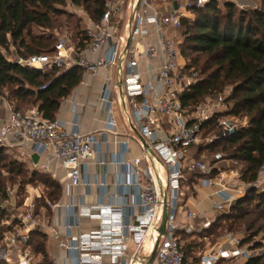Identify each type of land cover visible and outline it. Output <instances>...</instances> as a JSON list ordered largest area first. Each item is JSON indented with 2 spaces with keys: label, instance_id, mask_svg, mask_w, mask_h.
<instances>
[{
  "label": "built area",
  "instance_id": "2783aa9c",
  "mask_svg": "<svg viewBox=\"0 0 264 264\" xmlns=\"http://www.w3.org/2000/svg\"><path fill=\"white\" fill-rule=\"evenodd\" d=\"M207 1L189 0L174 11L161 13L153 0H109L99 21L91 20L85 12L82 14L87 46L78 47L72 35L64 33L58 36L51 53L10 60L41 72L77 66L91 75L124 61L120 68L118 102L128 120L131 113L145 146L139 157L128 161L115 157L110 161L117 192H105L103 200L88 205L73 198V189L96 185L107 191L104 174L88 176L84 172L96 156L95 134L82 132L77 122L66 128L59 119H45L35 106L21 109L7 102L6 116L0 118V144L10 137L16 145L28 146L33 154L47 156L57 164L65 175L62 193L69 201L60 204L44 197V204L40 205L42 195L38 188H33L34 193L28 190V195L16 205L10 202L15 194L12 189L6 188L4 195L0 192V212L4 211L0 217V263L37 264L27 243L32 230L46 235L50 230L57 248L70 259L64 264H245L264 252L263 247L255 246L254 240L242 243V238L233 233L219 238L211 249L199 251L192 263L186 260L182 250L181 233L209 228L217 216L229 213L233 202L249 189L257 192L264 189V163L256 179L245 182L241 178L240 162L225 153L203 151L195 156L201 147L247 126L246 118L240 119L229 112L231 107L225 103L224 94L193 109L184 108L180 101L181 93L197 81L194 71L185 70L186 61L179 47L181 9L199 8ZM125 11L129 13L127 32L121 36L113 20L123 19ZM149 25L153 26L155 40L139 47V42L152 34ZM142 59L157 62L152 69L154 79L144 83L137 71ZM100 100L107 105L105 129L112 131L115 121L106 87ZM164 126L167 131L161 136ZM205 129L209 130L203 138ZM107 163L99 161L103 167ZM33 168L49 172L45 164L36 163ZM190 173L197 174L193 180ZM121 188L123 192L119 191ZM202 189L207 190L205 197L211 201L208 210L185 209L182 205L185 198H194ZM45 207H61L63 221L49 226L41 212ZM164 208L165 232L160 234ZM93 219L97 220L96 228L81 230L83 220ZM197 220L199 223H195ZM157 240L154 259L148 263Z\"/></svg>",
  "mask_w": 264,
  "mask_h": 264
},
{
  "label": "trees",
  "instance_id": "16d2710c",
  "mask_svg": "<svg viewBox=\"0 0 264 264\" xmlns=\"http://www.w3.org/2000/svg\"><path fill=\"white\" fill-rule=\"evenodd\" d=\"M107 1L0 0V95L15 108L30 104L37 107L43 118L55 119L61 101L81 81L84 70L75 66L41 72L21 67L8 60L1 49L6 50L12 44L18 56L51 53L58 36L52 32L36 33L35 28L44 31L62 26L64 21L60 17L77 8L91 20L99 21ZM259 1L264 7V0ZM189 10L193 17L181 18L179 47L186 61L185 70L194 71L197 81L181 93L182 106L193 109L229 88L224 94L225 103L231 107L229 112L247 119V126L232 136L201 147L195 156L203 151L208 154L221 151L240 162L243 181L253 182L264 163V9L237 11L232 0H208L202 7ZM78 21L80 28L72 33V38L78 47H85L88 40L81 15ZM208 130L205 129L204 134ZM0 152L3 151L0 149ZM22 166L20 163L19 167ZM19 167L10 166V171L16 170L18 175ZM196 175L190 173V180ZM7 181L10 182V178ZM20 184L45 187L46 196L40 198V205L44 204V197L51 202H57L60 197L59 183L39 171H33L30 178L19 181ZM0 192L4 195L5 187H0ZM3 215L4 211L0 212V217ZM224 230L229 233L244 230L248 236L242 238V243L251 241L260 232L264 234V189L260 192L249 189L233 202L229 213L217 216L205 233L217 237ZM46 242V234L37 230L29 233L27 243L37 264H51ZM197 245L200 244L191 242L182 247L186 260ZM245 264H264V252Z\"/></svg>",
  "mask_w": 264,
  "mask_h": 264
},
{
  "label": "crops",
  "instance_id": "0c3cea01",
  "mask_svg": "<svg viewBox=\"0 0 264 264\" xmlns=\"http://www.w3.org/2000/svg\"><path fill=\"white\" fill-rule=\"evenodd\" d=\"M184 1V0H183ZM182 0H153L156 4L158 11L161 13H167L177 9L178 5L184 6L187 1L183 3ZM174 3L177 5L174 8ZM183 17L192 18L193 13L189 9H181ZM129 13L125 11L123 19L113 20L114 26H117L121 36H124L127 32L126 22L128 20ZM148 30L153 32V26L149 25ZM168 32L173 33L172 29H167ZM155 35L152 33L148 38L139 42V47H142L146 42L154 41ZM131 43H134L133 41ZM92 54H89L90 57ZM123 63L116 64V66L110 69H100L95 75H91L88 72H83L81 81L71 90L69 95L64 98L60 106L58 107L55 118L63 122L66 128H70L72 122H77L79 129L82 132H93L96 136V156L93 158L85 168L84 172L88 176L102 175L104 174L107 182V188H100L96 185L80 186L77 189H73V198L79 200L85 204L92 205L96 202L103 200V194L105 192L115 193L117 188L114 185V168L110 161L115 158H121L126 161L132 158L139 157L141 155V149L145 146V141L140 135L137 126L132 120L131 113L128 120L124 107L119 104L118 99L120 96V85L117 83V66L120 68L124 66ZM157 65L156 61H150L142 59L137 67L138 77L141 83L154 79L153 68ZM110 91V109L115 121V127L112 131L105 129V122L107 120L106 106L100 100V96L104 88ZM158 90H162L158 86ZM7 100L0 95V118L6 116ZM21 108V106H19ZM25 108V107H24ZM22 108V109H24ZM167 131V126H164V130L160 135H164ZM0 149L6 154L15 155L17 160L23 161L32 167H35L36 163L45 164L49 168V176L51 179L59 183L60 197L57 202L65 204L69 201V198L62 193V183L65 180L63 170H61L57 164L51 161L47 156H38L36 163L33 162L31 156L32 152L28 146H18L12 138H8L4 143L0 144ZM100 160H106L108 163L105 167L99 164ZM141 166H144L142 161ZM54 174V176H52ZM38 188V187H37ZM39 190V188H38ZM119 191H124L122 188ZM32 194L34 192L30 191ZM207 190L202 189L193 198L194 205L198 208V211H206L211 203L210 199L205 197ZM17 195L14 194L10 198V202L15 204ZM129 198V197H128ZM126 199V198H125ZM130 199V198H129ZM43 215L46 216V221L49 226L59 225L63 221V212L61 207L43 208L41 210ZM210 215V213H209ZM97 227V220H83L81 223V230L88 231L89 229ZM47 249L48 257L51 264H64L69 263L70 259L64 251L57 248L56 242L50 237V230H47ZM129 246L131 243L128 244Z\"/></svg>",
  "mask_w": 264,
  "mask_h": 264
},
{
  "label": "rangeland",
  "instance_id": "374dc122",
  "mask_svg": "<svg viewBox=\"0 0 264 264\" xmlns=\"http://www.w3.org/2000/svg\"><path fill=\"white\" fill-rule=\"evenodd\" d=\"M184 1H183V3H184ZM232 2L235 5V8L237 9V11L251 10V9H255V8H263L264 9V7L261 5L259 0H232ZM83 12L84 11L81 8H77V9L73 10L71 12V14L60 17L64 21V24H62V26H56L53 29H48V30H44V31L42 29H36L35 28L34 32H36V33H39V32L50 33V32H52L56 36H61L64 33H68V34L72 35V33L75 30H78L80 28V25H77V24L79 22L78 21L79 15L82 16ZM76 26H78V27L76 28ZM1 52L9 60H13L18 56V54L16 53L15 46H13L12 44H10L8 46V49H6V50L1 49ZM229 90H230L229 88H225L224 91L222 92V94L226 95L229 92ZM29 106H31V105L30 104L22 105L21 109L24 107L27 108ZM205 136H206V134H204L202 137L204 138ZM200 154H201V152H200ZM12 162H14V164ZM20 163L23 164L22 167H19ZM10 166H14L15 169L17 167H19L20 173H18V175H17L16 170L14 172H11ZM33 171H39L41 175L45 174V175L49 176V174L46 171H44L43 169L33 168L29 164H27L23 161L17 160L15 155L0 152V187H2V188L5 187V190H6V188H10L13 190V192L17 195L16 202H15L16 205H19L20 202L24 199V197L26 195H28L27 191L28 190L32 191L33 188L38 187L41 195L46 196V194H45L46 189L41 184H36V185L24 184V185H21V184H23V183H21L20 184L21 186L19 185V181L25 182L28 178H30ZM8 178H10V182L7 181ZM14 181H15V184L12 185L11 182H14ZM185 192L188 195L189 189L186 188ZM194 204L195 203H194L193 197L187 196L182 205L185 209L191 208L195 211H198V208ZM195 223H199V221L197 220V221H195ZM226 233H229V232L224 230L221 235H219L217 237H212V236L207 235L205 233V229H204V230H200L197 232H193L191 234H180V241H181L182 247L187 245V244H190L191 242L200 244V245H197L193 249L192 253L187 257V261L190 263L195 261L194 257L197 255V253L199 251L203 252L205 250L211 249L215 245V243L219 240V238L224 236ZM233 234L239 236L240 238H245L248 236V234L244 230H240V231L235 232ZM204 237H207L208 241L204 240ZM253 240L255 242L259 243L260 247L264 248V234L263 233L260 232L256 236L252 237L251 241H253ZM251 241H249V242H251ZM249 242H247V243H249Z\"/></svg>",
  "mask_w": 264,
  "mask_h": 264
},
{
  "label": "water",
  "instance_id": "95a60500",
  "mask_svg": "<svg viewBox=\"0 0 264 264\" xmlns=\"http://www.w3.org/2000/svg\"><path fill=\"white\" fill-rule=\"evenodd\" d=\"M174 8L177 7V5L174 3ZM127 47V46H126ZM117 83L120 85L121 84V71H120V65L117 66ZM32 160L34 163L37 162L38 160V155L37 154H32L31 156ZM233 186H235L233 184ZM166 218H167V211H166V208L163 209V213H162V218H161V222H160V226H159V233L160 234H163L165 232V223H166ZM157 243H158V240L155 242L154 244V247H153V250L152 252L149 254L147 260H148V263H151L152 260L154 259V256H155V252H156V247H157Z\"/></svg>",
  "mask_w": 264,
  "mask_h": 264
}]
</instances>
